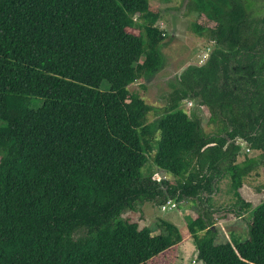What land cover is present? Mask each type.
I'll list each match as a JSON object with an SVG mask.
<instances>
[{
	"label": "trees",
	"instance_id": "1",
	"mask_svg": "<svg viewBox=\"0 0 264 264\" xmlns=\"http://www.w3.org/2000/svg\"><path fill=\"white\" fill-rule=\"evenodd\" d=\"M188 7L215 48L150 122L158 110L128 89L164 62L149 0H0V264H152L174 257L180 230L158 220L153 235L123 212L185 199L211 209L225 170L242 202V179L264 167V18L250 22L243 0ZM185 99L207 107L213 135ZM235 139L259 154L236 164ZM147 163L174 180L143 176ZM208 209L186 223L199 261L264 264V201L243 242L215 244Z\"/></svg>",
	"mask_w": 264,
	"mask_h": 264
},
{
	"label": "rangeland",
	"instance_id": "2",
	"mask_svg": "<svg viewBox=\"0 0 264 264\" xmlns=\"http://www.w3.org/2000/svg\"><path fill=\"white\" fill-rule=\"evenodd\" d=\"M150 4L160 13L157 27L164 32L166 38L161 46L163 55V66L156 75L149 80H141L131 85L128 89L143 98L146 104L157 109L156 113L149 114V121L152 122L169 104V95L173 85H176L181 74L188 67H199L206 63L213 52L214 42L206 37H198L191 30V26L198 19L195 12L189 10L190 0H149ZM247 16L250 22L256 23L264 18V0H243ZM102 90H107L106 82L101 84ZM185 100H188L185 102ZM181 108L186 111L189 117L197 115L202 130L213 135L217 125L209 122L210 113L207 107L201 105L199 99H185ZM191 101V106L188 105ZM40 102L34 103V108L40 106ZM4 123L0 122V126ZM235 145L240 146L235 163L242 165L246 158L256 157L259 152L252 151L248 145L240 139H236ZM227 161L221 163V169L227 166ZM152 173V177H165L169 181L174 179L165 175L162 176L155 168L151 169V163H147L141 170L146 176ZM163 174V173H162ZM242 202H238L233 196L230 179L226 170L217 182V190H213L210 208L198 200L185 199L176 203V208L162 211L155 203L146 202L134 211H125L122 219L136 222L140 228L148 227L153 230V235L159 232L156 229L158 220H164L175 225L181 232L183 243L178 247L174 257H163L152 264H203L197 259L192 238L187 232L186 223L195 218L198 212L209 210L210 221L213 225L215 244H222L231 241L233 238L241 242L248 237V223L252 219L254 208L264 201V167L257 165L241 181L237 189ZM245 205L249 209L244 210ZM242 207V208H240Z\"/></svg>",
	"mask_w": 264,
	"mask_h": 264
},
{
	"label": "built area",
	"instance_id": "3",
	"mask_svg": "<svg viewBox=\"0 0 264 264\" xmlns=\"http://www.w3.org/2000/svg\"><path fill=\"white\" fill-rule=\"evenodd\" d=\"M187 101H188V100H185V102H187ZM188 105L191 106V101H189ZM153 178H154L155 180H157V181H160V180L165 179V177H162V179H161V177H157V178H155L154 176H153ZM160 208H161L162 211L175 209V208H176V203H175L174 201H172V200H168V201H167L165 204H163Z\"/></svg>",
	"mask_w": 264,
	"mask_h": 264
},
{
	"label": "flooded vegetation",
	"instance_id": "4",
	"mask_svg": "<svg viewBox=\"0 0 264 264\" xmlns=\"http://www.w3.org/2000/svg\"><path fill=\"white\" fill-rule=\"evenodd\" d=\"M208 58H209V57H208ZM230 63H231V64H234V62H233V61H232V62H230ZM235 140H236V139H235ZM235 140H234V141H235ZM240 140H241V139H240ZM234 141H233V142H234ZM234 144H235V143H234Z\"/></svg>",
	"mask_w": 264,
	"mask_h": 264
}]
</instances>
